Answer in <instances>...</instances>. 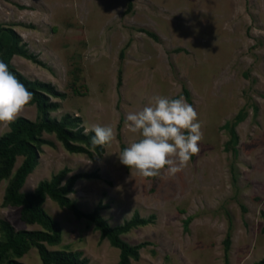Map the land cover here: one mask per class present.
I'll return each mask as SVG.
<instances>
[{
	"label": "rangeland",
	"instance_id": "rangeland-1",
	"mask_svg": "<svg viewBox=\"0 0 264 264\" xmlns=\"http://www.w3.org/2000/svg\"><path fill=\"white\" fill-rule=\"evenodd\" d=\"M0 25L43 66L15 55L9 63L27 80L64 94L49 97L57 105L49 119L70 116L84 133L92 125H111L116 133L99 157L70 153L54 134L41 132L38 162L21 192H33L63 170L62 184L96 173L98 179L77 180L67 195L82 212L98 209L111 227L135 213L153 217L120 236L130 246L147 244L130 264L263 259L264 0H0ZM154 96H183L202 124L200 153L172 177L144 178L118 158L141 139L125 127L127 113ZM19 117L39 123L41 114L30 102ZM9 126L0 124V136ZM22 160L0 181V221L15 231L41 230L5 202ZM42 208L61 231L58 243L45 245L49 252L80 264H118L119 250L91 222L50 198ZM16 260L42 264L35 247Z\"/></svg>",
	"mask_w": 264,
	"mask_h": 264
},
{
	"label": "trees",
	"instance_id": "trees-1",
	"mask_svg": "<svg viewBox=\"0 0 264 264\" xmlns=\"http://www.w3.org/2000/svg\"><path fill=\"white\" fill-rule=\"evenodd\" d=\"M14 55L43 66L36 56L27 52L26 46L21 44L19 36L12 29L0 25V61L4 62L9 71L33 94L31 103L36 105L41 114L39 123L23 117L17 118L10 124L9 131L0 136V181L10 177L16 159L22 157L21 164L14 171L6 187L5 202L20 207L21 219L28 224L39 226L41 230L15 231L7 222L1 220L0 231L5 236V242L0 245V262L6 259V264H23L16 259L21 258L31 247H35L42 264H80L73 259L53 254L47 250L46 244L53 245L59 242L61 231L56 222L42 208L46 198H50L60 208L70 210L76 219L91 222L99 231L100 237L119 250L118 264H130L131 259L137 260L139 250L147 244L130 246L122 241L120 236L135 228L150 224L153 217L142 219L135 213L122 225L111 227L98 215V209L86 214L67 197L77 180L98 179L96 173L73 175L62 184L67 173L63 170L49 181L39 183L33 192H21L27 176L38 162L41 132L54 134L70 153L89 155L93 152L100 157L104 153V148L91 144L94 133L90 131L85 134L83 129L78 128V118L71 119L70 116H64L60 120L49 119V111L57 108L55 103L49 101V97L62 99L64 94L57 92L50 84L30 81L23 77L9 63V57ZM8 254L14 258L9 259ZM256 264H264V257Z\"/></svg>",
	"mask_w": 264,
	"mask_h": 264
},
{
	"label": "clouds",
	"instance_id": "clouds-1",
	"mask_svg": "<svg viewBox=\"0 0 264 264\" xmlns=\"http://www.w3.org/2000/svg\"><path fill=\"white\" fill-rule=\"evenodd\" d=\"M32 98L33 94L0 61V124L8 127L13 123ZM125 127L141 139L123 149L118 158L144 178L175 176L201 151L202 124L183 96H154L142 110L127 113ZM88 131L94 133L93 146L109 145L116 139L111 125H92L85 128V133Z\"/></svg>",
	"mask_w": 264,
	"mask_h": 264
},
{
	"label": "crops",
	"instance_id": "crops-1",
	"mask_svg": "<svg viewBox=\"0 0 264 264\" xmlns=\"http://www.w3.org/2000/svg\"><path fill=\"white\" fill-rule=\"evenodd\" d=\"M26 6V5H25Z\"/></svg>",
	"mask_w": 264,
	"mask_h": 264
}]
</instances>
